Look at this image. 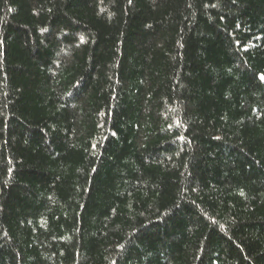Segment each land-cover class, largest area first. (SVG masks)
<instances>
[{
  "label": "trees",
  "instance_id": "trees-1",
  "mask_svg": "<svg viewBox=\"0 0 264 264\" xmlns=\"http://www.w3.org/2000/svg\"><path fill=\"white\" fill-rule=\"evenodd\" d=\"M0 264H264V0H0Z\"/></svg>",
  "mask_w": 264,
  "mask_h": 264
}]
</instances>
